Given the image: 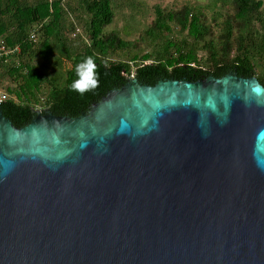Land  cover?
<instances>
[{"label": "water", "instance_id": "water-1", "mask_svg": "<svg viewBox=\"0 0 264 264\" xmlns=\"http://www.w3.org/2000/svg\"><path fill=\"white\" fill-rule=\"evenodd\" d=\"M0 109V264H264V86L136 76L88 112Z\"/></svg>", "mask_w": 264, "mask_h": 264}, {"label": "trees", "instance_id": "trees-1", "mask_svg": "<svg viewBox=\"0 0 264 264\" xmlns=\"http://www.w3.org/2000/svg\"><path fill=\"white\" fill-rule=\"evenodd\" d=\"M117 1L0 0V45L20 47L19 53L0 57V86L6 79L4 87L11 93L0 109L16 126L27 125L38 106L57 115L88 112L134 73L140 82L156 84L168 77L237 72L257 77L264 86V0H209L202 7L181 9L157 5L154 21L140 37L151 45L143 54L130 53L132 41L105 30L114 21ZM78 24L89 42L72 37ZM124 53L130 59L114 57ZM87 57L96 64L98 85L81 94L71 85L77 64ZM52 58L69 62L62 83L48 71Z\"/></svg>", "mask_w": 264, "mask_h": 264}, {"label": "rangeland", "instance_id": "rangeland-1", "mask_svg": "<svg viewBox=\"0 0 264 264\" xmlns=\"http://www.w3.org/2000/svg\"><path fill=\"white\" fill-rule=\"evenodd\" d=\"M209 0H118L115 6V18L111 25L105 27L107 32L116 31L121 37L130 40L134 43L130 53L143 54L150 50L151 45L147 40L141 39L144 30L154 21L156 17L155 7L160 5L164 9H181L184 5L190 4L197 7H202L208 4ZM208 15H211L208 12ZM81 28L80 38L85 41L87 34L82 24H78ZM85 37V38H83ZM79 42V40H78ZM86 42V41H85ZM130 49V48H129ZM114 57L117 59H130L126 53L116 54ZM58 60V62H57ZM50 61L49 67L52 72V77L56 78L58 82L62 83L66 77V72L69 68V62L61 58ZM149 62V61H148ZM136 76L135 73L131 77ZM4 86L8 83L6 79ZM4 86L0 89L10 97L11 93L7 92ZM39 109H46L45 107L38 106Z\"/></svg>", "mask_w": 264, "mask_h": 264}, {"label": "clouds", "instance_id": "clouds-1", "mask_svg": "<svg viewBox=\"0 0 264 264\" xmlns=\"http://www.w3.org/2000/svg\"><path fill=\"white\" fill-rule=\"evenodd\" d=\"M96 64L92 57L85 58L76 66L77 79H75L71 87L83 94L86 91L98 85L97 74L95 72Z\"/></svg>", "mask_w": 264, "mask_h": 264}, {"label": "built area", "instance_id": "built-area-1", "mask_svg": "<svg viewBox=\"0 0 264 264\" xmlns=\"http://www.w3.org/2000/svg\"><path fill=\"white\" fill-rule=\"evenodd\" d=\"M82 33L81 28L80 27H76V29L72 32V37H78L80 36ZM32 38H35V32H33L31 34ZM85 38V37H83ZM86 42H89V40L87 38H85ZM20 52V47L19 46H15L13 48L7 47L6 45H0V57H8L13 55L14 53H19ZM8 96L6 95V93L4 91H2L0 89V105L4 102V100L7 98Z\"/></svg>", "mask_w": 264, "mask_h": 264}, {"label": "flooded vegetation", "instance_id": "flooded-vegetation-1", "mask_svg": "<svg viewBox=\"0 0 264 264\" xmlns=\"http://www.w3.org/2000/svg\"><path fill=\"white\" fill-rule=\"evenodd\" d=\"M150 63H153L152 61H147V62H145V64H150ZM209 76V75H208ZM207 77V76H206ZM168 78H173V77H168ZM202 78H204V77H199V78H195V79H191V78H187V77H183V78H180V79H178V80H191V81H195V80H199V79H202ZM167 79V78H166ZM175 79V78H174ZM160 80H162V79H160ZM160 80H158V81H160ZM147 84V83H146ZM151 85H154V84H151Z\"/></svg>", "mask_w": 264, "mask_h": 264}]
</instances>
